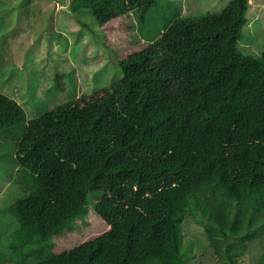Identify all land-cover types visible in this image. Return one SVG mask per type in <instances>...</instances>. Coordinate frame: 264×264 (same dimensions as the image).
<instances>
[{
    "label": "trees",
    "instance_id": "trees-1",
    "mask_svg": "<svg viewBox=\"0 0 264 264\" xmlns=\"http://www.w3.org/2000/svg\"><path fill=\"white\" fill-rule=\"evenodd\" d=\"M135 2L154 0L69 5L90 10L120 80L29 119L0 91V134L21 129L28 183L0 209L17 222L9 264H185L188 212L223 264H237L264 210V50L235 48L248 0L142 42L124 16ZM84 215L82 230L71 226Z\"/></svg>",
    "mask_w": 264,
    "mask_h": 264
},
{
    "label": "rangeland",
    "instance_id": "rangeland-1",
    "mask_svg": "<svg viewBox=\"0 0 264 264\" xmlns=\"http://www.w3.org/2000/svg\"><path fill=\"white\" fill-rule=\"evenodd\" d=\"M230 0H154L149 7L129 4L124 16L142 41L154 40L175 19L220 12ZM71 0H0V91L16 99L27 118L82 93L120 80L121 69L102 42V32L89 9L69 10ZM258 8V9H257ZM247 21L235 48L261 57L264 50V0H248ZM61 76V80L58 78ZM19 127L0 134V209L28 191L15 158ZM91 214L89 208L85 212ZM71 226L82 230L85 216ZM0 264H9L7 244L17 226L11 213L0 218ZM237 264H264V210L257 213ZM185 264H223L213 251L204 226L188 212L182 223Z\"/></svg>",
    "mask_w": 264,
    "mask_h": 264
},
{
    "label": "bare ground",
    "instance_id": "bare-ground-1",
    "mask_svg": "<svg viewBox=\"0 0 264 264\" xmlns=\"http://www.w3.org/2000/svg\"><path fill=\"white\" fill-rule=\"evenodd\" d=\"M258 9V8H257Z\"/></svg>",
    "mask_w": 264,
    "mask_h": 264
}]
</instances>
